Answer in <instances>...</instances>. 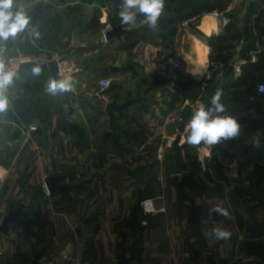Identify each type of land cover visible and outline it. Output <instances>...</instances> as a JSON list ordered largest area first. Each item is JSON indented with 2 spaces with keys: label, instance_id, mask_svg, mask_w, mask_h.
<instances>
[{
  "label": "crops",
  "instance_id": "1",
  "mask_svg": "<svg viewBox=\"0 0 264 264\" xmlns=\"http://www.w3.org/2000/svg\"><path fill=\"white\" fill-rule=\"evenodd\" d=\"M102 3L15 0L29 30L3 44L34 62L13 79L0 113V264H264V176L256 178L264 173V69L248 67L264 52V0H228L184 22L176 41L145 50L153 63L121 62L127 46L113 45L116 58L111 43L75 42L89 26L83 17ZM55 55L82 63L75 93L47 91L58 80ZM149 68L162 82L146 89ZM105 77L109 89L99 85ZM217 88L221 115L237 119L240 135L215 145L203 166L181 134L196 102L208 104ZM214 203L230 218L209 215ZM213 224L230 239L206 237Z\"/></svg>",
  "mask_w": 264,
  "mask_h": 264
},
{
  "label": "clouds",
  "instance_id": "2",
  "mask_svg": "<svg viewBox=\"0 0 264 264\" xmlns=\"http://www.w3.org/2000/svg\"><path fill=\"white\" fill-rule=\"evenodd\" d=\"M165 0H121L119 17L122 23L135 24L137 16L142 15V24L151 29H156L158 21L163 14ZM31 17L22 7H15V0H0V44L15 39L18 34L29 30ZM39 66L33 68V74L39 75ZM15 73L5 71V66L0 61V113L5 112L9 105L8 88L13 83ZM49 93L55 95L57 92L72 90L70 79H50L46 85ZM224 92L217 88L211 95L208 104L197 101L193 107L191 117L184 124L181 141L193 148L197 153L204 151L210 153L212 147L222 141L235 139L240 135V124L231 115L226 113V106L222 103ZM255 147H260L259 140L254 141ZM209 215L217 214L229 219V212L221 204H212L208 208ZM206 237L215 240H227L231 232L221 224H213L205 229Z\"/></svg>",
  "mask_w": 264,
  "mask_h": 264
},
{
  "label": "rangeland",
  "instance_id": "3",
  "mask_svg": "<svg viewBox=\"0 0 264 264\" xmlns=\"http://www.w3.org/2000/svg\"><path fill=\"white\" fill-rule=\"evenodd\" d=\"M102 2H103L102 5L98 4L99 6H97L96 8H91L89 10V13L83 17V23H85L86 21H89L88 22L89 26H85L83 28L84 35H85L84 39H83L84 41H75V42H78L80 44L83 42L84 45L89 44L92 46H99L102 42H104L105 44L111 43V47L109 46L107 48L108 50L110 48H112L113 45H116L115 47H117V45H119L118 50H122V49L126 48V46L128 44L129 45L131 44L130 41H134V40L128 39L127 35L133 28L140 26V24L135 23L132 25H127V24H124L121 22L120 17L118 15L119 10H120L121 1H119V0H102ZM101 8H103V9H101ZM178 30H177V32H178ZM106 33H111L114 37L109 42H106ZM176 34L173 36V38H171V41H176V39H177ZM163 41H168V39L156 38L154 40H149V39L142 40L134 48L131 49V51L129 52L131 54H126L125 52L123 53V58H120L121 62H124V61L127 62L128 58H130L134 61L137 60V63H140L141 61L147 62L150 60H151V63H153V62L157 61L158 57L156 56V54L154 53V54H151L150 57H147V55H145L144 52H145V50H147L148 47H151L152 45H154V46L160 45L163 43ZM158 47H160V46H158ZM118 50L115 48H112V51H117V52H114L115 54L119 53ZM148 54H150V53H148ZM116 58H117V54H116ZM149 58H151V59L148 60ZM78 63H79V65L82 64L81 62H78ZM139 65L140 64H138L137 67L141 68V66L139 67ZM153 66H155V65H153ZM151 69L155 70L156 68H149V71L143 72L144 75L141 77V80L145 81V83H146L145 84L146 89H148L150 87H154L155 85L158 86L162 82V77L160 76V74H158L156 77H152V76H151L152 78L150 77V74H148V73L151 71ZM261 176H264L263 171L260 174L256 175V178L257 177L261 178ZM255 186H256V184H255ZM249 192L254 193V195H256L257 190L254 189V190H250ZM260 195L264 197V193L261 191H260ZM241 224H242V222H241ZM244 224H247L248 229L252 231L253 230L252 227L256 226L257 222L251 221L249 223H244ZM247 233H249V232L247 231ZM253 243H255V244H252V242H251V246L254 248H257L256 242H253Z\"/></svg>",
  "mask_w": 264,
  "mask_h": 264
},
{
  "label": "trees",
  "instance_id": "4",
  "mask_svg": "<svg viewBox=\"0 0 264 264\" xmlns=\"http://www.w3.org/2000/svg\"><path fill=\"white\" fill-rule=\"evenodd\" d=\"M227 5L228 0H165L164 11L159 18L156 29H151L142 24L140 21L144 17L142 15L137 16L136 24H140V26L133 28L128 33L127 38L134 41H130L131 44L127 47L132 49L140 41L146 39L172 38L184 22L198 18L203 13L223 10ZM258 56L259 60L257 62L249 61L248 67L250 70L264 69V52L258 53Z\"/></svg>",
  "mask_w": 264,
  "mask_h": 264
},
{
  "label": "built area",
  "instance_id": "5",
  "mask_svg": "<svg viewBox=\"0 0 264 264\" xmlns=\"http://www.w3.org/2000/svg\"><path fill=\"white\" fill-rule=\"evenodd\" d=\"M0 61L3 62L5 66V71H12L15 73L14 78L22 71L25 65L34 62L33 58L28 55L22 54H12L9 47L6 44L0 45ZM54 63L57 70L58 80L70 79L72 84V90L70 92L76 91V83L79 75L82 73V67L79 65L78 61L75 60L71 55H55ZM13 78V79H14ZM102 89H109L113 86V79L111 77H105L99 83ZM257 90L259 93L264 94V83L257 85ZM213 148V147H212ZM210 150V153L212 151ZM210 153L204 151L199 152L200 162L204 166L206 159L210 156ZM45 190L47 194L50 193L47 183L45 184ZM143 208L147 211L153 212L156 210L154 202L151 200H146L143 202ZM103 264H118L115 261L106 262Z\"/></svg>",
  "mask_w": 264,
  "mask_h": 264
},
{
  "label": "water",
  "instance_id": "6",
  "mask_svg": "<svg viewBox=\"0 0 264 264\" xmlns=\"http://www.w3.org/2000/svg\"><path fill=\"white\" fill-rule=\"evenodd\" d=\"M114 37H113V35L111 34V33H106V42H109L110 40H112ZM47 185H48V183H47ZM48 187H49V185H48ZM50 188V187H49Z\"/></svg>",
  "mask_w": 264,
  "mask_h": 264
}]
</instances>
